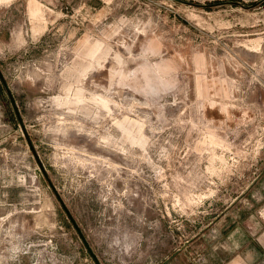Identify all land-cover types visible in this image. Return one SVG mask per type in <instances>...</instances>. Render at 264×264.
Here are the masks:
<instances>
[{
    "label": "rangeland",
    "instance_id": "374dc122",
    "mask_svg": "<svg viewBox=\"0 0 264 264\" xmlns=\"http://www.w3.org/2000/svg\"><path fill=\"white\" fill-rule=\"evenodd\" d=\"M0 70L101 264L174 254L264 168V0H0ZM0 264H95L1 79Z\"/></svg>",
    "mask_w": 264,
    "mask_h": 264
},
{
    "label": "crops",
    "instance_id": "0c3cea01",
    "mask_svg": "<svg viewBox=\"0 0 264 264\" xmlns=\"http://www.w3.org/2000/svg\"><path fill=\"white\" fill-rule=\"evenodd\" d=\"M245 196L212 218L192 241L152 264H264V218L253 214L264 205V168Z\"/></svg>",
    "mask_w": 264,
    "mask_h": 264
},
{
    "label": "water",
    "instance_id": "95a60500",
    "mask_svg": "<svg viewBox=\"0 0 264 264\" xmlns=\"http://www.w3.org/2000/svg\"><path fill=\"white\" fill-rule=\"evenodd\" d=\"M232 4H237V3H232ZM237 5H238V4H237ZM0 79H1V82H2L3 86L5 87V89H6V91H7V95H8V97H9L10 102H11V105H12V107H13L15 113H16V116H17V118H18V120H19V122H20V124H21V127H22V129H23V131H24V134H25V136H26V139H27V141H28V143H29V145H30L32 151H33L34 157H35V159H36V162H37V164H38V166H39L40 171L42 172V174H43V176L45 177V179L49 182V186H50V187L53 189V191L56 193L58 199L60 200L61 204H62L63 207H64V210H65V212H66V214H67V216H68L70 222L72 223L74 229L76 230L77 234L79 235V237H80V239L82 240L83 244L85 245L86 249H87L88 252L90 253L91 257L93 258L95 264H101L100 261L98 260L97 256H96L95 253L93 252V250H92L90 244L88 243L86 237L84 236L82 230H81L80 227L78 226L76 220L74 219V217L72 216V214L70 213V211L68 210V208L65 206V204H64V202L62 201L60 195L57 193V191H56V189H55V187H54V185H53L51 179L49 178V175H48V173H47V171H46V169H45V167H44V165H43V163H42L40 157L38 156V154H37V152H36V150H35V148H34L32 142H31V140H30V138H29L28 132H27V130H26V128H25V125H24L23 120H22V118H21V115H20V112H19L18 106H17V104H16V101H15L14 95H13V93L11 92V90H10V88H9V86H8V84H7V82H6V80H5V78L3 77L2 73H1V70H0Z\"/></svg>",
    "mask_w": 264,
    "mask_h": 264
}]
</instances>
